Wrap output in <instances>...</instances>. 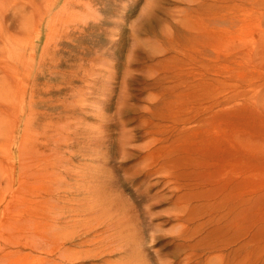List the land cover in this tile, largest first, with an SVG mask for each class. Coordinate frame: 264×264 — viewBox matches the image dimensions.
I'll use <instances>...</instances> for the list:
<instances>
[{
    "label": "rangeland",
    "instance_id": "obj_1",
    "mask_svg": "<svg viewBox=\"0 0 264 264\" xmlns=\"http://www.w3.org/2000/svg\"><path fill=\"white\" fill-rule=\"evenodd\" d=\"M8 6L0 34L22 50L0 61V264L31 104L49 145L41 212L77 197L65 188L108 194L136 224L133 264H264V0Z\"/></svg>",
    "mask_w": 264,
    "mask_h": 264
},
{
    "label": "bare ground",
    "instance_id": "obj_2",
    "mask_svg": "<svg viewBox=\"0 0 264 264\" xmlns=\"http://www.w3.org/2000/svg\"><path fill=\"white\" fill-rule=\"evenodd\" d=\"M3 1L6 0H0V24L3 14L6 13L1 7ZM7 1L8 7L11 8L15 0ZM20 40L22 41L11 35L0 34V43L6 50V54L0 56V61L2 62L3 59L5 67L10 65L9 62L16 61L20 57L19 51L22 50ZM32 97H35L33 93ZM35 110L34 105L31 104L22 146V153L26 158L20 170L22 176L25 175L24 181L20 182L21 190L26 193L20 194L23 209L12 217L15 232L14 249L7 257L6 264H87L95 261L111 264L106 259L116 253L126 255L125 259L117 264H133L132 246L135 244L133 230L136 224L132 225L134 224L132 218L128 217L124 208L114 202L108 194L103 198L95 192L96 195L91 197L89 192H71L72 190L67 192L68 188L65 186L63 188L67 194L76 193L77 197L60 204L58 194L57 198L45 208L46 213L41 212L44 209H40L35 199L38 196L37 192H47L44 180L48 172L45 166H48L49 162L46 161L47 157L40 145L44 148L49 145L47 138L44 144V140L39 141V137L33 134L36 124ZM42 136L44 137L45 133H42ZM59 166L60 164L57 163L55 167ZM51 187L53 188V185L47 189L52 190ZM62 190L64 189L60 188V191ZM103 193L105 192H99L101 195ZM45 219L46 226L43 227L42 223Z\"/></svg>",
    "mask_w": 264,
    "mask_h": 264
}]
</instances>
